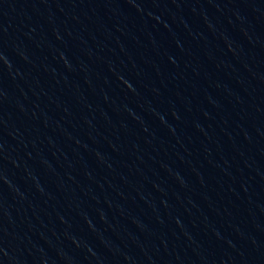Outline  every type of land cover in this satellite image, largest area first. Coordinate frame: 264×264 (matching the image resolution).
<instances>
[{
  "label": "water",
  "instance_id": "obj_1",
  "mask_svg": "<svg viewBox=\"0 0 264 264\" xmlns=\"http://www.w3.org/2000/svg\"><path fill=\"white\" fill-rule=\"evenodd\" d=\"M0 264H264V0H0Z\"/></svg>",
  "mask_w": 264,
  "mask_h": 264
}]
</instances>
